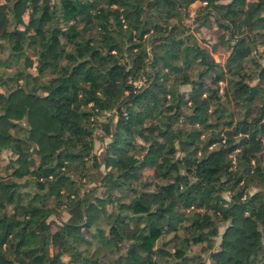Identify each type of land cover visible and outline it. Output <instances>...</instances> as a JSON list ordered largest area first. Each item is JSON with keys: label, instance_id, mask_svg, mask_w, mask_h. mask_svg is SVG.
<instances>
[{"label": "trees", "instance_id": "trees-1", "mask_svg": "<svg viewBox=\"0 0 264 264\" xmlns=\"http://www.w3.org/2000/svg\"><path fill=\"white\" fill-rule=\"evenodd\" d=\"M0 264H264V0H0Z\"/></svg>", "mask_w": 264, "mask_h": 264}, {"label": "rangeland", "instance_id": "rangeland-1", "mask_svg": "<svg viewBox=\"0 0 264 264\" xmlns=\"http://www.w3.org/2000/svg\"><path fill=\"white\" fill-rule=\"evenodd\" d=\"M201 2L199 1H194L193 3H191L190 5V9H189V17L186 18V21H190L191 16L195 13L196 8L199 6ZM216 31V28H207V27H202L200 29V31L197 33L198 37H202L204 36V38H209L210 35L212 34V32ZM212 39V38H211ZM210 39V40H211ZM209 41H207L208 43ZM228 54V50L222 46L218 47V49H216L215 51H213V56L214 58L219 61V62H223L226 55ZM183 88H186L187 85H183ZM98 131V130H97ZM100 132V131H99ZM106 140V138H104V140L100 139L99 137H97L96 142H95V150L99 153L102 150V147L104 145V141ZM92 184H94L92 182ZM68 217V213L65 211H62L61 213V218L65 219ZM55 223H53L52 225V229L56 228V223L60 221L59 218H57L56 216L54 217ZM222 230V226L220 227V231ZM218 239V238H217Z\"/></svg>", "mask_w": 264, "mask_h": 264}, {"label": "built area", "instance_id": "built-area-1", "mask_svg": "<svg viewBox=\"0 0 264 264\" xmlns=\"http://www.w3.org/2000/svg\"><path fill=\"white\" fill-rule=\"evenodd\" d=\"M140 83H141V81H138V82H137V84H140Z\"/></svg>", "mask_w": 264, "mask_h": 264}]
</instances>
